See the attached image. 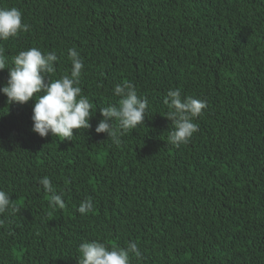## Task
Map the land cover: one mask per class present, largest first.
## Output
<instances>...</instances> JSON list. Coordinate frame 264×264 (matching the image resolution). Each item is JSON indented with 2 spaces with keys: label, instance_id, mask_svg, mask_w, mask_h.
Listing matches in <instances>:
<instances>
[{
  "label": "trees",
  "instance_id": "obj_1",
  "mask_svg": "<svg viewBox=\"0 0 264 264\" xmlns=\"http://www.w3.org/2000/svg\"><path fill=\"white\" fill-rule=\"evenodd\" d=\"M13 7L29 31L3 42L8 66L32 47L54 51L59 78L75 48L96 111L72 141L40 138L34 102L0 94V190L17 209L0 215V264H78L93 240L135 242L130 264H264V0H0ZM7 79L0 71V87ZM123 83L149 107L117 146L94 130ZM176 88L207 104L178 148L163 103Z\"/></svg>",
  "mask_w": 264,
  "mask_h": 264
},
{
  "label": "clouds",
  "instance_id": "obj_2",
  "mask_svg": "<svg viewBox=\"0 0 264 264\" xmlns=\"http://www.w3.org/2000/svg\"><path fill=\"white\" fill-rule=\"evenodd\" d=\"M29 31V25L22 22V13L17 8H0V71L7 70L8 79L0 87V94L6 96V103L24 105L33 101L32 132L40 138L51 135L62 141H72L74 130H88L93 118L94 104L82 94L80 87L83 59L75 48L67 50L71 62L70 72L54 78L57 72L56 52L43 53L32 47L20 51L12 59V67L4 54L3 42ZM113 95L118 97L117 105L100 107L102 119L95 127V133L106 134L113 144L120 146L121 137L143 126L149 102L141 97L133 84L115 85ZM164 105L169 109L164 118L171 122L168 142L173 147L187 145L198 131L194 121L203 114L207 107L204 100L192 96H182L179 88L168 90ZM117 125V126H114ZM107 139V140H108ZM39 183L48 193H53L51 180L42 178ZM50 204L63 209L66 205L62 194H52ZM91 198H86L77 208L81 215L93 211ZM17 211L10 195L0 190V215L6 211ZM78 264H130L132 257L140 259L141 252L135 242L126 247L109 248L98 241L83 242L78 248Z\"/></svg>",
  "mask_w": 264,
  "mask_h": 264
}]
</instances>
